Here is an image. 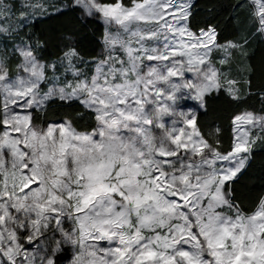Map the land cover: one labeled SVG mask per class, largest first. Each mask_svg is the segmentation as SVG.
Here are the masks:
<instances>
[{"label":"snow or ice","instance_id":"obj_1","mask_svg":"<svg viewBox=\"0 0 264 264\" xmlns=\"http://www.w3.org/2000/svg\"><path fill=\"white\" fill-rule=\"evenodd\" d=\"M258 157L264 0H0V264H264Z\"/></svg>","mask_w":264,"mask_h":264},{"label":"trees","instance_id":"obj_2","mask_svg":"<svg viewBox=\"0 0 264 264\" xmlns=\"http://www.w3.org/2000/svg\"><path fill=\"white\" fill-rule=\"evenodd\" d=\"M206 2L207 0H201L202 4ZM217 2L227 3V0H217ZM52 23L54 25H62L70 29L76 28L79 26L75 15H72V14H69L63 17L58 21H53ZM89 27L92 29V31H95L94 25H90ZM229 114H230V109L222 101H217L212 105L210 112H209V116L207 117V120L209 122L215 121L217 125L225 128L226 137H227V126H228ZM257 159L259 163V161L261 159H264V157H258ZM246 183L248 185V189H251V191H248V195L250 198H254L261 191H264V186L259 185L255 180H248L246 181Z\"/></svg>","mask_w":264,"mask_h":264}]
</instances>
